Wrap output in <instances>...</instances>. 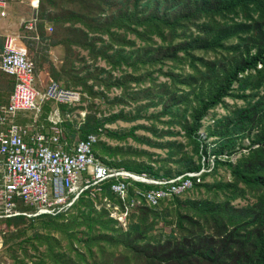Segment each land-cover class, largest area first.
Instances as JSON below:
<instances>
[{"label":"trees","instance_id":"1","mask_svg":"<svg viewBox=\"0 0 264 264\" xmlns=\"http://www.w3.org/2000/svg\"><path fill=\"white\" fill-rule=\"evenodd\" d=\"M38 1L33 28L21 26L30 32L29 41L16 38L37 77L45 72L48 82L81 93L76 107L60 106L62 142L75 144L95 135L93 153L102 163L154 178L197 171L208 151L222 160L181 195L161 198L155 206L142 199L130 212L126 229L102 203L107 198L121 206L110 183L102 185L100 195L86 192L58 215L2 219V254L11 264H264V0ZM49 24L55 32L47 37ZM3 44L0 37V53ZM57 45L64 49L58 66L47 55V48ZM165 67L167 73L162 72ZM121 69L143 74L113 78ZM154 73L167 81L155 85ZM145 81L151 83L147 89L131 90V83ZM13 84V78L0 72V103H7ZM113 87L121 96L109 102L105 95ZM94 99L110 106L149 103L133 114L120 110L96 118ZM225 99L242 103L230 108ZM219 106L226 115L212 114V122L203 125ZM51 107L52 102L41 107L38 121L45 129ZM150 108L159 112L147 117L149 125L138 124L128 132L104 129L117 121L137 122ZM86 110L78 126V111ZM156 123L178 131H159ZM139 130L159 141L184 140L157 143L138 137ZM201 130L210 143L200 141ZM100 136L118 144L111 147ZM128 137L167 149L166 157L153 160L147 151L120 146ZM139 157L147 163H138ZM220 170L228 173L227 181L217 179ZM208 178L212 181L206 182ZM134 185L131 195L134 188H153ZM202 190L210 195L196 197ZM237 202L243 204L237 207Z\"/></svg>","mask_w":264,"mask_h":264},{"label":"built area","instance_id":"2","mask_svg":"<svg viewBox=\"0 0 264 264\" xmlns=\"http://www.w3.org/2000/svg\"><path fill=\"white\" fill-rule=\"evenodd\" d=\"M10 1L20 0H0V20L7 16ZM31 6L37 9L38 0H32ZM34 21L26 28L32 29ZM0 72L14 80L7 103H0V220L64 213L86 192L92 197L100 195L102 185L110 183V192L122 207L107 198L102 203L109 217L126 229L130 212L141 205L142 199L146 205L155 206L161 198L181 195L199 183L202 175L210 174L217 160H222L208 151L206 156H201L199 170L170 179L108 166L94 156L95 135H88L75 144L61 141L60 106L76 107L81 102V93L61 88L54 81H49L39 92L34 65L16 37L5 38ZM45 102H52L46 117L48 129L38 121ZM27 113L32 115L28 116L31 122L18 124V116ZM199 136L205 143L212 141L207 142L209 139L203 130ZM134 184L153 188H134L131 195L129 189ZM23 207L32 208L33 212Z\"/></svg>","mask_w":264,"mask_h":264},{"label":"rangeland","instance_id":"3","mask_svg":"<svg viewBox=\"0 0 264 264\" xmlns=\"http://www.w3.org/2000/svg\"><path fill=\"white\" fill-rule=\"evenodd\" d=\"M31 1L32 0H20V1H14V2L10 1L12 3H9L10 5H9L8 10H7V16L3 19L4 21L1 22L2 24L0 23V37L4 33V26L3 25H6V23H8L9 25H11L12 27L15 28V33H16L15 36L19 37L23 42L29 41L28 37H29L30 32L29 33L25 32V29L21 26L22 25H28L29 23L32 24L33 20H36L35 14H36L38 7H37V9L33 8L31 6ZM38 5H39V1H38ZM21 21H23V22L20 25ZM53 28L54 27L50 24L46 25V30L44 33H45V35L47 34V37L52 36L54 34L55 31ZM26 36H28V37L26 38ZM37 49H38V47H37ZM47 55H48L50 61L58 66L61 63L62 58L64 56V49L59 45L51 46V47L47 48ZM29 57H30V55H29ZM29 57H28V59L30 60L31 58H29ZM100 65L103 66L102 63H100ZM168 71H169V69H166V67L162 69L163 73H167ZM187 71H188V69L184 70L185 73H187ZM176 72H178V70H174V73H176ZM46 74L47 73L43 72L39 75V77H37L35 75V78H36L35 85H36V88L38 90H42L49 83L47 80L48 75H46ZM129 74L133 75V76H141L143 73H141V72L132 73L130 69H121L120 71H114L112 73V76H113V78H116V79L121 76V80H122V78L124 76H128ZM152 77L155 79V85H160L161 83H164L168 79L167 77H165L161 74H157V73H154ZM149 84H151L149 81L140 82V84L136 85V86H134L135 83H131L130 87H131V90L133 92H140L142 89H147L148 87H150ZM169 84H170V82H169ZM169 84H167V85H169ZM39 92H42V91H39ZM120 96H121L120 90L115 89L114 87L110 91H107V93L105 95V97L107 98V100L109 102H111L114 98H118ZM107 100H105V101L107 102ZM101 101L99 99L93 100L94 105L97 108L96 109V111H97L96 112V118H100L101 116H107L108 117L110 114L118 113L120 110H123L124 113H126V114L127 113L133 114L135 112V110L139 109V107L141 105H145V104L149 103V102L142 101V102H138V103L130 102L131 104H128L126 106H123L122 104L121 105L115 104V105L110 106L106 103L103 104L104 100L102 102ZM241 103L242 102H240V101L225 99V104L228 105L230 108L233 104L240 105ZM83 105H84L83 107H85V108L87 107L86 102ZM86 111H78L79 112L78 115H80V117H77V119H76V121L79 123L78 126L84 122L85 115L88 113V111L87 112ZM157 112H159V109L150 108L148 110V112L141 114L142 119L138 120L137 122L124 123L121 121H117L115 123L105 125L104 129L111 130V131H117V132H122V131L128 132L130 130V128L135 126V125H138V124L149 125L150 122L147 119V117L149 115L156 114ZM226 113H227V110L225 108H223L221 106L217 107L213 111L209 112L208 116L205 118V120L203 122V125H207V124H210L212 122V118H211L212 114L218 117V116L226 115ZM26 115H28L29 117L32 116L30 113H27ZM144 117H145V119H143ZM166 120H168V119L164 118V121H166ZM156 126H157V129L159 131L164 130V131H171L174 133H176L178 131L176 127H174V128L171 127L168 129L167 127H165V126L163 127L159 123H156ZM135 134L138 137H146L147 139L149 138V139H151L157 143H165L167 141L183 142V140H184L182 137L177 136V137L164 138L162 141H159V139L153 137L150 133H148L146 131H142V130L136 131ZM101 140L106 142L111 147H114L115 145L118 144L117 142L107 140L104 136L101 137ZM210 140L211 139H209L207 142H210ZM119 145L124 147L125 149L131 148L130 149L131 152L134 150L147 151L148 153L153 154V160H156V158L160 160V159H163L166 157V150L167 149L163 150V149H159V148L150 147L146 144L137 143L131 137H128L123 143H119ZM245 145H247V141H243L242 146L244 147ZM135 159H137V162L141 161L144 164L147 163V159L145 157H142V158L139 157V158H135ZM171 168L175 169V166H171ZM219 178H222V179L227 181L229 179V175L227 172L220 170L218 175H217V179H219ZM211 181H212V178H208L206 180V182H211ZM209 195L210 194H208L202 190L200 195H197L196 197H208ZM242 204H243V202H237L234 205H236L237 207H240V205H242ZM5 233H6V228L4 226L0 225V264H11L9 258L7 256H5L4 254H2V250H1L2 235H4ZM29 254H31V257L34 260L33 252L31 250H29ZM29 264H33V262H29Z\"/></svg>","mask_w":264,"mask_h":264},{"label":"crops","instance_id":"4","mask_svg":"<svg viewBox=\"0 0 264 264\" xmlns=\"http://www.w3.org/2000/svg\"><path fill=\"white\" fill-rule=\"evenodd\" d=\"M12 2H14V1H12ZM12 2H9V3H12ZM9 3H8V6L6 7V10H8V8H9V5H10ZM2 21H4V20L3 19L0 20V23ZM3 26H4V33L1 35V38H4V41H5V38L6 37H13V38L16 37L15 36L16 33H15V28L14 27H12L11 25H9L8 23H6V25H3ZM43 89L41 91H43ZM27 118H29L28 115L20 114L18 116V121H17L18 124H21V125L26 124L25 121H26Z\"/></svg>","mask_w":264,"mask_h":264}]
</instances>
